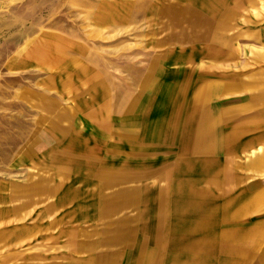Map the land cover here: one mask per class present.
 <instances>
[{"label":"rangeland","instance_id":"374dc122","mask_svg":"<svg viewBox=\"0 0 264 264\" xmlns=\"http://www.w3.org/2000/svg\"><path fill=\"white\" fill-rule=\"evenodd\" d=\"M114 1L122 20L113 41L101 42L93 14L106 10L102 0H0V131L22 128L36 97L105 94L106 109H117L106 118L143 139L129 153L158 156L146 163L158 170L152 184L194 200V216L180 217L179 230L192 225L196 244L220 239L231 251L239 243L240 264H264V0L261 31L250 26L249 9L244 38L189 42L176 41L162 14L183 5ZM52 32L71 49L41 45L26 57L31 38ZM95 42L112 47L72 49ZM137 164L109 159L117 181Z\"/></svg>","mask_w":264,"mask_h":264},{"label":"crops","instance_id":"0c3cea01","mask_svg":"<svg viewBox=\"0 0 264 264\" xmlns=\"http://www.w3.org/2000/svg\"><path fill=\"white\" fill-rule=\"evenodd\" d=\"M111 1L102 0L106 10L93 14L101 42L113 41L122 20ZM161 1L162 7L183 5L162 12L169 13L165 22L179 33L177 42L244 38L249 9L250 26L261 31L259 0ZM37 38L41 44L31 38L26 57L41 45L46 51L71 49L67 37L53 32ZM102 45L72 49L112 47ZM26 57L32 71L40 68ZM108 101L92 93L39 96L22 128L0 131V264H240L239 243L231 251L220 239L196 244L192 225L189 232L181 222L179 230L180 217L194 216V200L170 198L171 186L152 184L158 156L129 153L143 139L106 118L117 111L106 109ZM110 154L139 164L117 181ZM151 161L154 167L146 164Z\"/></svg>","mask_w":264,"mask_h":264}]
</instances>
